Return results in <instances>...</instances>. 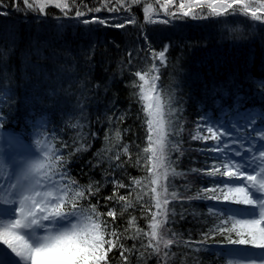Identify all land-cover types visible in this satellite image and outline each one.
Here are the masks:
<instances>
[{
  "label": "trees",
  "instance_id": "16d2710c",
  "mask_svg": "<svg viewBox=\"0 0 264 264\" xmlns=\"http://www.w3.org/2000/svg\"><path fill=\"white\" fill-rule=\"evenodd\" d=\"M86 2L91 7L98 6V0ZM0 3L3 5L0 11L8 13L0 15V89L12 97L10 107L6 98L0 102L3 129L26 141L32 138L33 129L39 128L46 139L57 137L53 140L55 147L64 141L73 148L85 145L87 150L71 158L70 174L82 186L90 182L101 186V191L90 202L97 204L102 214L109 208L115 209L114 222L110 217L102 218L125 236L131 235L136 227L148 231L151 213L156 209L150 195L152 186L147 179L146 161L142 159L143 149L148 146V130L141 105L134 95L138 92V88L132 86L137 80L134 72L147 70L151 50L158 52L169 45L167 66H160L158 83L172 93L174 107L180 109L174 117L179 135L170 139L179 144L181 152L173 151L170 158L176 172L182 175L171 179L170 191H177L184 199L170 203L177 215L169 217L174 223L168 227L181 240L201 239V232L216 222L208 214V207L213 204L216 208L228 207L213 200L186 199L202 188L216 186L212 177L192 172V169H206L213 164L214 156L207 150L212 141L193 140L192 136L207 135L205 119L216 124L221 117L227 118L245 108L261 114L263 119L258 123H264V89L260 87L264 78V31L261 30L264 26L245 19L242 14L226 20L221 18L220 22L186 18L168 25L145 24L144 7L151 5L154 12L161 13L163 0H141L139 5H133L131 13L101 11L81 18L117 16L118 20H110L111 24L134 16L136 25L124 29L58 18L62 14L54 6L47 7L42 15L25 9L23 0H19L22 11L15 10L13 0H0ZM178 4L179 0H174L173 7ZM74 12L75 8L73 15ZM145 34L150 44L143 39ZM129 53L131 66L128 65ZM222 89L228 90L230 96L215 105V98ZM236 89L242 96L238 100L233 99ZM110 116L114 117L111 121ZM120 116L125 117L122 122L118 119ZM73 124L77 127H72ZM117 130L121 134L119 143L115 141ZM91 133L96 136L93 138ZM106 133L112 140L110 152H105L110 147L105 140ZM122 145H128L131 154L130 159L121 156L122 168L112 170L113 161L106 158L98 163L102 154L114 156L122 150ZM68 151L64 149L65 156ZM137 159H141L139 166ZM113 177L129 186L118 190L120 195L133 201V207L127 211H123L124 202L104 199L114 191L110 182ZM133 179L141 184L134 186ZM138 194L143 197L140 203H136ZM82 203L87 206L89 201ZM133 218L135 224L130 228L128 222ZM215 240H223V237L217 235ZM122 243L128 248L136 246L138 251L130 256L131 264H138L143 251L140 241L125 238ZM209 244L213 247L199 255L200 264H229L231 248L218 250L214 241ZM172 251L177 254L173 264H181L182 260L184 264H192L191 253L187 259L183 256L187 249L173 246ZM109 260L110 264H122L118 250L109 253ZM140 264H156V259Z\"/></svg>",
  "mask_w": 264,
  "mask_h": 264
},
{
  "label": "snow or ice",
  "instance_id": "6c2138e0",
  "mask_svg": "<svg viewBox=\"0 0 264 264\" xmlns=\"http://www.w3.org/2000/svg\"><path fill=\"white\" fill-rule=\"evenodd\" d=\"M13 3L16 11H22L19 0H13ZM23 3L25 9L34 13L44 14L47 7L54 6L62 14L58 18L80 20L84 25L96 23L124 29L128 25H136L134 16L130 15L123 21L111 24L110 20H118L117 16L81 18L101 11L121 13L123 10L131 13L133 5H139L141 0H98V6L95 7L89 6L86 0H23ZM173 5L174 0H163L160 11L165 18H154L156 14L151 11L152 6H145L144 23L168 25L174 20L186 18L215 19L220 22L221 18L226 20L242 14L245 19L264 26V0H179L175 10ZM0 6H3L2 3ZM7 14L0 11V15ZM261 30L264 31V28ZM143 39L150 44L146 34ZM168 47L169 45H165L158 52L151 50L150 66L147 70L135 71L137 80L132 84L138 88L134 95L141 105L148 130V146L143 149L145 155L142 159L146 161L147 179L152 186L150 195L156 208L147 225L149 230L136 227L131 235L125 236L102 218L107 216L114 222L117 212L109 208L102 214L98 211L97 204L90 202L101 191V186L94 182L82 186L71 176L69 170L71 158L76 153L87 150L85 145L73 148L64 141L59 147H55V136L51 140L36 139L34 150L29 149L28 154L21 159L7 151L0 152V264H110L109 253L113 250L119 251L122 264H131L130 254L138 249L135 245L132 248L126 247L122 243L125 238L140 241L143 251L140 252L138 264L152 258L156 259V264H173L177 259V254L172 251L173 246L187 249L183 253L184 258L187 259L191 253L192 264H200L199 255L213 247L209 241H214L218 250L231 248L232 259L229 264H264V144L259 148L244 149L242 143L239 147H233L240 138L232 137L231 131L223 125L217 127L205 119L207 135L192 136L193 140L215 141L214 146L207 150L223 154V160L216 163L215 161H221V156L217 155L210 167L192 169V172L212 177L216 186L202 188L196 195L186 199H207L242 207L225 209L216 208L214 204L209 206L208 214L216 222L201 232L199 240L191 237L181 240L168 227L170 223H174V219L170 220L169 217L177 215L170 208V203L184 199L177 191H170L171 179L182 175L176 172L170 158L173 151L181 152L179 144L170 139L173 135H179L174 117L180 109L174 107L172 93L162 89L158 83L160 66H167ZM130 57L131 53L129 66L132 65ZM260 87L264 89V81L260 82ZM5 98L10 107L12 97L7 91L0 89V102ZM81 112L83 113V108ZM108 119L111 121L114 117L110 116ZM118 119L122 122L125 117L120 116ZM40 123L43 124L44 121L41 120ZM3 127L4 115L0 109V129ZM72 127L77 125L73 124ZM253 131L257 130L254 128ZM120 135L117 130L116 143H119ZM91 136L94 138L96 133H91ZM226 137L230 139H225ZM258 139L264 141V132L258 133ZM105 140L110 145L105 152L112 151V140L107 133ZM64 149L69 150L67 156L64 155ZM122 155L131 158L128 145H122V150L115 152L114 156L104 157L102 154L98 163H103L106 158L113 161L112 170L120 169L123 167ZM140 164L141 159H137L136 165ZM218 176L227 179L218 181L215 179ZM110 182L114 191L104 199L108 202H124L123 211L133 207V201L120 195L118 191L129 186L115 177ZM132 184L139 186L141 181L133 179ZM142 199L138 194L136 203H140ZM84 201H89L87 206L82 203ZM183 218L181 214V219ZM128 224L131 228L135 224V218L130 219ZM127 231L126 229L125 232ZM217 235L223 237V240L216 241ZM181 264H184L183 260Z\"/></svg>",
  "mask_w": 264,
  "mask_h": 264
},
{
  "label": "rangeland",
  "instance_id": "374dc122",
  "mask_svg": "<svg viewBox=\"0 0 264 264\" xmlns=\"http://www.w3.org/2000/svg\"><path fill=\"white\" fill-rule=\"evenodd\" d=\"M153 10L155 9L151 7V11L154 14H156L154 15V18H157V16L158 18L163 16V12H161L162 13L161 14L160 12H154ZM173 10H175L174 7H173ZM174 21H177V20H174ZM248 112H245L243 114H241L240 112H237L239 114L236 113L237 115L233 118H229L226 123L225 122L220 123L219 121V125L218 123L216 125L217 127H220V125H223L224 128H227L231 131L232 137L240 138V140L236 144H234L233 147H239V145L242 143L244 149H248L250 147L259 148L261 144H264V141H260L258 139V133L264 132V124L261 122V125L258 126L257 116L259 114L254 113V112L252 113L250 111ZM254 128L257 131L254 132L253 131ZM1 134H2V130L0 129V152L7 151L9 154L15 156L17 159H21L28 154L29 149L34 150V147H35L34 142L31 145H27V144L22 143L21 141L19 142L18 140L14 138L8 137L11 139L12 143L18 142L20 144V145H17L16 148H13L11 143H9ZM41 137H38L37 139H41ZM225 139H230V138L226 137ZM214 144H215V141H212L211 146H214ZM212 154L215 156L223 155V154H217V153H212Z\"/></svg>",
  "mask_w": 264,
  "mask_h": 264
}]
</instances>
